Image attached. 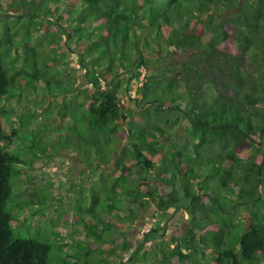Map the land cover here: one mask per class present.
Returning a JSON list of instances; mask_svg holds the SVG:
<instances>
[{
    "label": "trees",
    "instance_id": "1",
    "mask_svg": "<svg viewBox=\"0 0 264 264\" xmlns=\"http://www.w3.org/2000/svg\"><path fill=\"white\" fill-rule=\"evenodd\" d=\"M16 1L17 8L21 4L44 8L39 15L37 9L27 7L28 12L19 13V17L48 22L52 10L58 13L66 0ZM76 1L78 7L59 15L55 22L64 38L81 45L77 59L91 89L78 91L83 96L84 112L62 116L79 121V126L66 129L76 139L75 148L86 144L77 151L87 162L101 159L102 151L112 150L115 155L118 176L104 187L108 211H115L117 200L124 199L128 205H121L120 217L127 222L136 220L138 208L150 205L163 214L170 208L187 213L192 226L175 239L173 248L163 241L164 250L155 251L158 261L153 264H172L173 259L176 264H201L199 258L210 257L206 252L211 254L207 264H264V0H246L243 5L232 0ZM218 3L230 4L228 17L216 14ZM10 6H15L13 0L4 8ZM225 18L233 28L231 34L224 27ZM199 25L207 27L204 35L194 29ZM28 26L24 38L30 35ZM1 27L0 103L13 96L15 82L23 76L27 83L30 77L42 79L47 86V93L41 88L43 95L49 97L61 91L73 92L61 81L45 77L46 70L38 69L39 56L29 45L18 47L31 55L23 59L31 73L14 69L15 60L7 61L6 55L15 50L17 33L4 22ZM225 42L238 51L221 50ZM171 48L185 54L179 71L176 73L169 63L163 69L154 68V59ZM141 69V98L136 109L124 111L120 104L124 84L131 85ZM52 86L57 93L49 91ZM211 88L213 97L208 96ZM0 113L8 114L1 105ZM122 128L126 136L123 143L117 138ZM17 133L13 130L11 135H3L0 131V264H52L50 245L15 237L11 228L15 218L6 212L12 194L10 180L18 175L14 166L20 160L4 148ZM151 177L158 182L156 187H152ZM219 190L226 192L222 199ZM99 200V194L92 196L81 214L98 220L104 229L116 226L93 210ZM224 201L230 204V212ZM241 212L247 214L244 224L240 223ZM229 215L236 219L233 223ZM220 222L225 228L215 226ZM84 227L88 236L99 237L89 225ZM157 237L158 231L151 229L125 263L146 264L150 253L140 254V250ZM96 249L87 246L83 252L65 255L60 264H68L70 258L78 261L80 257L75 255L86 257ZM126 249L127 244L122 251ZM98 252L95 261L101 260L104 250L99 248Z\"/></svg>",
    "mask_w": 264,
    "mask_h": 264
},
{
    "label": "rangeland",
    "instance_id": "2",
    "mask_svg": "<svg viewBox=\"0 0 264 264\" xmlns=\"http://www.w3.org/2000/svg\"><path fill=\"white\" fill-rule=\"evenodd\" d=\"M10 1L11 0H0V33L3 22L12 32L17 33L13 40L14 45L17 46L14 48L15 50L11 49V52H7V61L13 58L15 60L13 61L15 65L14 69H24L27 73L29 70L31 73L29 65L28 68L27 66L25 68L26 64L24 65L26 58L30 59L31 55L25 54L18 47V45L21 44L22 47L29 45L32 49L36 50L39 56L37 67L38 69L46 70L45 77L50 80H59L64 84L67 90L73 91L72 93H62L61 91L58 95L53 97L50 95L51 97H49L48 95H43V90L47 93V86L43 83L42 79L39 81V79L35 80L30 77L29 83H27L28 79L23 76L16 80L15 84L17 87L10 93L13 96L7 101L3 100L0 103L1 107L8 112L6 115L0 113V131L3 135H11L13 130L18 132L16 139L14 138L12 142H5L4 148L6 152L11 151L14 158L20 160V164H15L14 166L15 169H19V173L11 177L10 187L12 189V194L6 205V212L15 218V221L11 224L13 234L18 238H34L49 244L51 247L49 261L52 264H55L56 261L60 264L62 262L61 257H65V255L83 252L87 249V246L90 247V244L93 242L98 244L100 249H104V244H108L109 246H117L118 244L120 249V241L117 243V238L119 237L117 235L118 228L115 225H112L109 229H100V225L104 224H100L98 220L94 222V220L91 221L86 217L82 218L81 215L86 206H89L91 203L92 196H98V194L100 200L98 204L94 206L93 210L102 217L108 214V207L105 201L106 191L104 187L110 186L112 183H110V181H115V177L118 176L112 169L113 166L109 165L110 160L114 158L115 155L112 150L100 152L103 154L101 159H99V163H101L99 165L96 163V158H94L95 161L91 160L92 163L90 164L87 162L86 158L82 157V160L80 159L81 163L87 166L88 169H80V171L74 168L76 167L75 165H71L72 163L68 158L71 155L77 156V152L81 151L83 147H79L78 149L74 147L73 143L76 139L73 133L66 129L73 124L79 126V121L67 120V117H63L62 115L73 117L78 111L84 112L85 106H82L84 102L83 96L79 95L78 91L91 89V86L87 82L84 69L80 66L81 63L77 59V53L82 51L81 45L69 42L67 38H64L60 29L57 28L58 21L55 22V19H57L59 15H64L68 10L72 9V7H78V3L76 0H66L64 3L65 7L61 8L58 13L52 10V15L49 16L50 21L46 22V20L42 18L29 21V19L26 20L18 16L19 13L26 14L28 12L27 7L29 9L31 8V10L34 8L37 9L38 14L42 15L44 13V8L42 6L38 7V4H36L34 6L29 5L24 7L21 4L20 7L17 8L18 1L13 0L15 6L4 8L10 4ZM160 1L164 2V0ZM245 1L246 0H232V3L234 2V4H237L238 2L243 5ZM53 8V5L49 6V9ZM216 8L217 15L224 14L226 17L230 15V4L223 5L222 3H218ZM223 21L225 23L224 27L228 33L231 34L233 28L225 22L227 21L226 18L223 19ZM27 26L30 29V35L28 38H24V34L27 33L25 30ZM63 27L66 29V25ZM194 29L201 32L203 35L208 30L204 25H199ZM167 31L168 30H165L164 34H166ZM219 48L223 51L232 53L238 51L235 45L227 42L221 44ZM1 52L3 51L0 49V55H2ZM50 57L53 58L52 61L46 60V58ZM184 59L185 54L183 52L177 51L175 53L171 48L168 54L162 53L161 57L154 59V68L163 69L169 63L173 65L174 71L177 73ZM8 72L12 73L11 70H8ZM140 72L141 75L132 80L131 85L124 84V90L122 91V98L120 101L124 111L136 109V103L141 98L140 85L143 82L144 70L141 69ZM50 90L57 93L54 86H52L49 91ZM212 91V88L208 89L210 94H208V96L211 97L212 95L213 97V94L210 93ZM134 120L138 121L139 118L136 117ZM169 132L173 133V130ZM124 133L125 128H122L119 135L117 134V138L121 140V143L125 142L126 139ZM179 140L180 138H178V141ZM82 144L84 143H81V145ZM2 145L4 146V143H2ZM115 146L117 147L119 145ZM243 149L245 151L243 153L247 155L249 150L246 144L243 145ZM97 169H100V172H97ZM75 170L76 172L78 171L76 175ZM97 174L99 178L96 179ZM116 182L118 183V181ZM127 182L129 183V180ZM219 191L222 192V197L220 196L222 199L226 195V192L222 190ZM101 192L103 193L100 194ZM37 194L44 197L41 203L37 202V199L41 198L37 197ZM117 202H119L116 203L117 209H120L123 204L124 206L128 205L124 199L117 200ZM224 205H227L225 209L230 212V204L224 201ZM169 212L167 219L170 218L172 214L173 216L176 215L171 210H169ZM150 214L149 212L146 217ZM151 215L152 217L157 216V219L163 218V215L160 214V217H158L159 214H156L154 211ZM178 216L186 218L181 224V227L186 230L189 224L191 225V222L188 223L189 216L187 214H181L180 212ZM239 216L240 223L244 224L247 214L241 212ZM228 219L230 223L236 220L233 215H229ZM81 220L86 224H82L80 222ZM77 221L80 223L76 224ZM160 221L161 220L154 224V229H156L159 234L161 233V229L159 228ZM140 223L145 225L146 222ZM163 223L166 227L168 221ZM94 224H96L95 227ZM84 225H89L95 233H98L99 237L90 235V237L88 236V240H86V238L83 237L87 231ZM215 226L220 229L225 228L221 222L217 225L215 224ZM183 228H180L179 231H183ZM165 231L164 229V232ZM143 234L145 235L144 232ZM174 236L175 234L172 237ZM112 239L114 243H112ZM166 239L169 240V236H167ZM110 243L112 244L110 245ZM151 246V243H147L145 248H150L148 251L152 252L154 249ZM164 247V242H159V249L164 250ZM119 251H121V259L124 261H115V263H113L116 257L108 253L100 257V261L104 260V262L95 261L100 255V253L96 251L86 257L77 254L74 257L79 256L80 258L78 261L70 258L68 264L75 263L76 261L78 264H84L85 262V264H120L121 262L127 264L125 262L129 256V252ZM151 252H149L150 258L149 260L147 259L146 264H153ZM184 253H188V251L185 250ZM206 255L210 257L208 259L199 258L201 264H207V261L211 258L209 252H206ZM108 260H110V262H108ZM209 264L213 263L210 262Z\"/></svg>",
    "mask_w": 264,
    "mask_h": 264
},
{
    "label": "crops",
    "instance_id": "3",
    "mask_svg": "<svg viewBox=\"0 0 264 264\" xmlns=\"http://www.w3.org/2000/svg\"><path fill=\"white\" fill-rule=\"evenodd\" d=\"M85 146H86L85 144H82L80 147L85 148ZM75 150L77 151V149H75ZM82 157L83 156H82V154L80 152H77V156L71 155V156L68 157L69 160L72 163L71 165H75L76 167H74V168H77L76 170H78V171H80V169L81 170L82 169H84V170L88 169L87 166L82 165V163H81ZM99 162H100L99 160H96L97 165L101 164ZM89 163L91 164L92 161L89 162ZM93 164H94V162H93ZM114 164H115V157L110 160L109 165H112L113 166L112 169L118 174V172L114 169ZM76 170H75V172H76ZM99 170L100 169H97V172H100ZM77 172L75 173V175L78 174ZM99 175H100V173H99ZM99 175L97 174L96 179L99 178ZM151 178H153L152 181H151L152 187H156V185H158V182L155 180L154 177H151ZM74 179H75V177H74ZM158 188H159V186H158ZM102 193L103 192H101L100 194H102ZM123 206H124V204H123ZM122 209H124V208H122ZM122 209H117L116 211H113L112 213H110L108 211L107 212L108 214L103 217V218H105V220H110L112 222H115L116 227L118 228V234L117 235L119 237L117 238V243H119V241H120L121 248L119 249L118 244H117V246L111 245L112 243H114L113 239H112V243H110L111 246H109L108 244H104V249H103L104 253L102 254V256L104 254H107V253L109 255H111V256L114 255L116 258L114 259L113 263H115V261L116 262L124 261V260L121 259V254L122 253L119 250H122V247L125 244H127V249L125 251L129 252V256L131 255V253H132V251L134 249H136L138 246L143 244V240H144L143 230L148 224H151L152 225V229H154L155 228L154 227V223L155 222L161 220L160 222H165L166 223L168 221L167 225L165 224L166 227H164V229L166 231L164 232V229H162L161 233L160 234L158 233L159 235H158V237L156 239H153L150 242H148V243L152 244L151 247L154 249V251L151 252V251H148V250H150V248H145V245L147 243L144 244L143 249L140 250V254H142L144 252H148V253L151 252L153 261H158V256L155 254L156 253L155 251H158L159 242L165 241L166 246L169 249L173 248L176 245L175 239H178V238H181L182 236H184V234L186 233V231L189 229V226H190V224H189V226L187 227L186 230L183 227H181L182 222L185 221L186 218L179 217L178 216L179 211H175V210H173L171 208L168 209L165 212V214L157 211L154 205H150L149 207H145V208H138L137 209L136 220H134L133 222H127L125 220V217L124 218L120 217V215H122ZM169 210L173 211V213H175L176 215L173 216V214H172L171 217L167 219V217H168V215L170 213ZM153 211L156 212V214H159L158 217H160V214L163 215V218L157 219V216L152 217L151 214H152ZM120 212H121V214H120ZM149 212L151 214L148 215V217H146ZM181 214H187V213H181ZM84 217H86L89 220L93 221V219H92V217L90 215L83 214L82 218H84ZM138 222L139 223L140 222H146V223H145V225H142V223L139 224ZM189 222H190V218H188V223ZM180 228H183L184 230L183 231H179ZM100 229H104V227L101 226ZM170 232H173V233H170ZM174 234H175V236L172 237ZM167 236H169V240L166 239ZM83 237L86 238V240H88V238L90 236L88 237V235L85 234V236H83ZM173 239H174V241H172ZM90 247L94 248V249L97 248L95 251L99 250V245L96 244L95 242L91 243ZM110 251H112V252H110ZM184 251L185 250H182L183 253H184ZM91 252H94V250L91 251ZM184 254H187V253H184ZM129 256H128V258H129ZM108 262H110V260H108ZM172 264H176L175 263V259L172 260Z\"/></svg>",
    "mask_w": 264,
    "mask_h": 264
},
{
    "label": "built area",
    "instance_id": "4",
    "mask_svg": "<svg viewBox=\"0 0 264 264\" xmlns=\"http://www.w3.org/2000/svg\"><path fill=\"white\" fill-rule=\"evenodd\" d=\"M159 227L160 228H162V229H164V223L163 222H160V224H159ZM151 228H152V225L150 224V225H147L145 228H144V230H143V232L145 233V234H147V233H149V231L151 230Z\"/></svg>",
    "mask_w": 264,
    "mask_h": 264
},
{
    "label": "clouds",
    "instance_id": "5",
    "mask_svg": "<svg viewBox=\"0 0 264 264\" xmlns=\"http://www.w3.org/2000/svg\"><path fill=\"white\" fill-rule=\"evenodd\" d=\"M155 224V223H154ZM160 228V227H159ZM152 229V228H151ZM161 230H162V228H161Z\"/></svg>",
    "mask_w": 264,
    "mask_h": 264
}]
</instances>
